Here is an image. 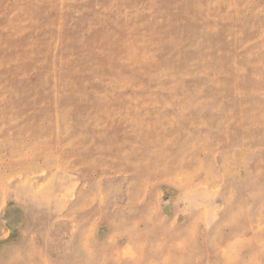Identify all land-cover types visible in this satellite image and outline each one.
Instances as JSON below:
<instances>
[{
    "label": "rangeland",
    "instance_id": "1",
    "mask_svg": "<svg viewBox=\"0 0 264 264\" xmlns=\"http://www.w3.org/2000/svg\"><path fill=\"white\" fill-rule=\"evenodd\" d=\"M0 264H264V0H0Z\"/></svg>",
    "mask_w": 264,
    "mask_h": 264
}]
</instances>
